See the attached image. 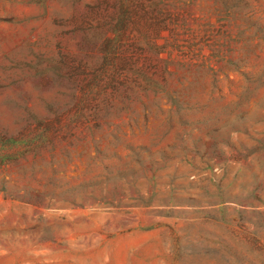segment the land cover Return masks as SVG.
I'll list each match as a JSON object with an SVG mask.
<instances>
[{
	"label": "rangeland",
	"instance_id": "374dc122",
	"mask_svg": "<svg viewBox=\"0 0 264 264\" xmlns=\"http://www.w3.org/2000/svg\"><path fill=\"white\" fill-rule=\"evenodd\" d=\"M115 1L0 0V264H264V0H141L112 82Z\"/></svg>",
	"mask_w": 264,
	"mask_h": 264
},
{
	"label": "trees",
	"instance_id": "16d2710c",
	"mask_svg": "<svg viewBox=\"0 0 264 264\" xmlns=\"http://www.w3.org/2000/svg\"><path fill=\"white\" fill-rule=\"evenodd\" d=\"M202 0H177L181 4V8L197 6ZM210 2L211 0H203ZM252 1L257 0H215L210 13L213 15H226L239 13L242 11H252L254 7ZM116 14L111 17L113 24L114 38L107 39V56L105 59L104 74L109 76L110 81L117 82L118 75L115 73V68L118 66V56L121 54V49L127 44L133 43L140 46L141 43L152 48H159V40L161 39V31L158 28L155 33L150 34V29L153 25L159 26L160 23L149 15L146 6L141 0H116ZM137 32L138 37L134 36ZM154 34V35H153ZM145 36V37H144ZM144 37V39H142ZM134 38V39H133ZM113 66L114 70L111 71ZM101 79L97 84L100 85Z\"/></svg>",
	"mask_w": 264,
	"mask_h": 264
}]
</instances>
